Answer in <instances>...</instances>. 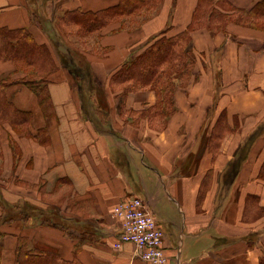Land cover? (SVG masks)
<instances>
[{"label":"crops","instance_id":"obj_1","mask_svg":"<svg viewBox=\"0 0 264 264\" xmlns=\"http://www.w3.org/2000/svg\"><path fill=\"white\" fill-rule=\"evenodd\" d=\"M123 2L0 0V28L28 29L54 62L44 104L25 84L6 89L20 120L0 119V218L16 212L0 227V264L16 263L22 241L68 262L147 264L134 245L115 248L113 210L133 197L164 230L168 264H263L264 0H143L86 24ZM186 32L193 64L173 108L152 84L113 80ZM26 76L0 62V81Z\"/></svg>","mask_w":264,"mask_h":264},{"label":"trees","instance_id":"obj_2","mask_svg":"<svg viewBox=\"0 0 264 264\" xmlns=\"http://www.w3.org/2000/svg\"><path fill=\"white\" fill-rule=\"evenodd\" d=\"M143 5V0H124L115 9L88 16L85 22L89 28H102L115 15L135 11ZM256 14L264 17V4L256 10ZM190 40L189 32H186L177 38H162L156 41L144 53L124 63L113 80L118 83H130L133 87H147L152 84L161 107L165 106V110L173 108V96L177 86L175 80L180 79L182 85H185L193 64L188 51ZM0 61H11L16 64L18 70L30 68L23 79L6 77L0 81V119L16 124L20 120L17 117L19 112L8 101L6 89L12 85L25 84L37 93L41 103L44 104L48 100L45 79L54 69L53 58L48 46L40 45L28 29L0 28ZM164 64L168 65V69L163 68ZM261 177L264 179V168ZM15 213L14 208L8 212L5 209L4 216L0 218V227L2 223L13 221ZM2 237L0 228V250ZM15 264L81 263L65 261L52 253L38 254L30 250L26 242L22 241L17 250Z\"/></svg>","mask_w":264,"mask_h":264},{"label":"built area","instance_id":"obj_3","mask_svg":"<svg viewBox=\"0 0 264 264\" xmlns=\"http://www.w3.org/2000/svg\"><path fill=\"white\" fill-rule=\"evenodd\" d=\"M113 216L120 221L122 229L115 243L116 249L131 244L147 264L168 263L164 251L165 232L142 198L133 197L119 203Z\"/></svg>","mask_w":264,"mask_h":264},{"label":"rangeland","instance_id":"obj_4","mask_svg":"<svg viewBox=\"0 0 264 264\" xmlns=\"http://www.w3.org/2000/svg\"><path fill=\"white\" fill-rule=\"evenodd\" d=\"M35 3H37V2H41L42 0H33ZM39 4H36V6H38ZM36 9V11H38L39 12V7H36L35 8ZM38 14V13H37ZM57 34H58V32H57ZM80 37H76V38H74L73 36H72V42L74 43V45L76 46V47H78V48H80V49H84V46H85V44H84V42H82V41H80V39H79ZM83 39V38H82ZM0 62H11V61H0ZM13 63V62H12ZM15 64V63H14ZM26 73H28L29 71H30V68H27V69H25L24 70ZM9 123V122H8ZM12 124V123H11ZM216 139V141H217V144H218V142H219V140H218V138H215ZM215 139H214V142H215ZM213 142V143H214ZM11 210V208H9L8 207V211H10ZM168 264V263H167Z\"/></svg>","mask_w":264,"mask_h":264}]
</instances>
